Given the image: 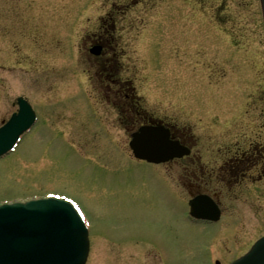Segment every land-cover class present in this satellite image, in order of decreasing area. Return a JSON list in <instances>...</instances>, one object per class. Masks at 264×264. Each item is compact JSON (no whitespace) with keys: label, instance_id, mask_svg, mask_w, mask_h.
I'll return each mask as SVG.
<instances>
[{"label":"rangeland","instance_id":"obj_1","mask_svg":"<svg viewBox=\"0 0 264 264\" xmlns=\"http://www.w3.org/2000/svg\"><path fill=\"white\" fill-rule=\"evenodd\" d=\"M109 1L0 0V123L21 96L38 116L0 158V202L46 192L73 199L89 230L85 264H207L219 225L190 222L185 188L176 189L182 202L157 168L124 153L126 132L88 80V42ZM138 8L115 17L114 34L130 50L120 61L133 63L148 105L193 123L204 144L264 136L258 0H145ZM192 108L214 117L199 119ZM249 186L233 204L245 224L236 212L225 217L241 251L264 234V177Z\"/></svg>","mask_w":264,"mask_h":264},{"label":"flooded vegetation","instance_id":"obj_2","mask_svg":"<svg viewBox=\"0 0 264 264\" xmlns=\"http://www.w3.org/2000/svg\"><path fill=\"white\" fill-rule=\"evenodd\" d=\"M144 2L145 0L109 1L104 15L98 19L97 32L92 33L88 42V46L96 43L101 47L99 55H88L89 67L94 68L93 74H87L88 80L96 79L95 86L99 88V99L102 101L100 106L112 108L114 119L124 128L128 140L130 135L142 125H162L169 130L171 139L189 149V152L161 164L162 178L182 202L184 200L176 189L185 188L186 205L194 197H211L213 204L219 208V220L212 222L187 218L193 224L206 227L219 225V234L213 241L214 253L207 259V264H227L245 249L241 251V246L232 237L236 226L225 218L226 213L236 212L234 202L246 190L248 192L250 187L255 188L249 185L260 182L264 177V136L256 133L254 136L238 137L237 140L229 141L219 137V140L210 139L204 144L201 141L202 137L195 131L196 127L193 123L180 122L173 116L161 112V109L155 110L152 105H148L143 80L139 78L138 84L134 81V65L128 60V66L125 67L120 61L123 54L130 58V50H125V46L120 45L121 40L114 34L117 28L115 17L136 13ZM188 26L193 30V24ZM92 75L95 77L93 78ZM14 104L12 103L13 106ZM192 109L199 119L211 120L214 117L211 114L203 115L198 108ZM207 117L209 118L203 119ZM217 119L222 121L220 118ZM246 201H249L248 198ZM236 214L240 215L239 224H245L246 215L241 211H237ZM229 235L232 238L227 237ZM234 249L239 250L236 253Z\"/></svg>","mask_w":264,"mask_h":264},{"label":"water","instance_id":"obj_3","mask_svg":"<svg viewBox=\"0 0 264 264\" xmlns=\"http://www.w3.org/2000/svg\"><path fill=\"white\" fill-rule=\"evenodd\" d=\"M32 113L20 99L18 112L0 127V155L29 128ZM130 146L137 157L155 162L178 152L161 128L141 129ZM88 248L86 230L67 201L49 197L0 205V264H84ZM230 264H264V236Z\"/></svg>","mask_w":264,"mask_h":264}]
</instances>
